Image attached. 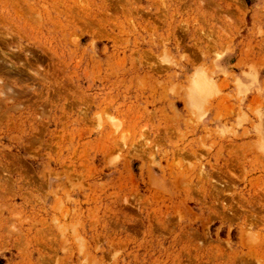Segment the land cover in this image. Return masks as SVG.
<instances>
[{
  "label": "rangeland",
  "instance_id": "obj_1",
  "mask_svg": "<svg viewBox=\"0 0 264 264\" xmlns=\"http://www.w3.org/2000/svg\"><path fill=\"white\" fill-rule=\"evenodd\" d=\"M0 264H264V0H0Z\"/></svg>",
  "mask_w": 264,
  "mask_h": 264
}]
</instances>
